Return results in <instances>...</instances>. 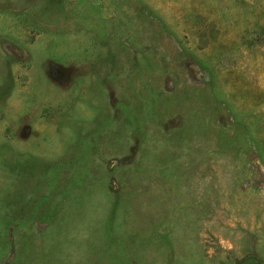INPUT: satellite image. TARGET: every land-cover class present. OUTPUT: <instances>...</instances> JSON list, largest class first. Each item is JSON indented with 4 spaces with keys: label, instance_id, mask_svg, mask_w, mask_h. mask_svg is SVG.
Listing matches in <instances>:
<instances>
[{
    "label": "rangeland",
    "instance_id": "374dc122",
    "mask_svg": "<svg viewBox=\"0 0 264 264\" xmlns=\"http://www.w3.org/2000/svg\"><path fill=\"white\" fill-rule=\"evenodd\" d=\"M0 264H264V0H0Z\"/></svg>",
    "mask_w": 264,
    "mask_h": 264
}]
</instances>
